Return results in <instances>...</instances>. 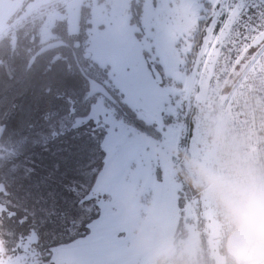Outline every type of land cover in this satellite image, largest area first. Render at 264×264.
<instances>
[{
    "label": "rangeland",
    "instance_id": "1",
    "mask_svg": "<svg viewBox=\"0 0 264 264\" xmlns=\"http://www.w3.org/2000/svg\"><path fill=\"white\" fill-rule=\"evenodd\" d=\"M133 2L136 3L135 0H61L59 3L51 0L47 4L52 6L46 8V4L45 9L38 8L27 17L21 15V21L0 36L11 35L10 40L14 41L16 34H26L30 26H37L43 38H56L52 30L58 20L60 25L65 19L66 29L73 35L78 33L80 22H84L85 37L79 44L81 50H75L76 55L82 57L79 62L86 74L95 79L89 81L103 85L106 90L105 94L95 93L87 113L75 121L77 126L85 124L84 130L90 136H74L71 142L64 140L31 157L34 164H41L42 181L38 190L44 201L51 192L53 197L58 192L52 188L51 180L63 183L68 179L84 187V192L78 191L77 197L82 202L77 205L94 211L97 207V217L87 224L84 234L66 243L45 245L40 251L47 258L41 262L33 248L36 236L32 232L23 238L8 239L7 233L0 228V264H6V260L9 264L12 260L15 264H133L124 247L125 232L106 203L107 193L101 196L94 191L106 165H115L117 180L130 174L142 179L149 194L155 193L165 210L178 219L181 215V221L185 216L201 219L202 208L191 203L189 194L180 193L165 156L172 146L187 145L194 135L195 125L189 112L193 110L191 90L199 87L196 81L206 77L211 82L217 60L228 56L230 62H237L247 54L246 49L258 44L264 36V24H260L264 12L260 10V3H257L260 9L252 5L250 12V0H142L138 4L144 7L139 18L134 19ZM203 3H209L211 9L217 3L219 7L202 13L201 17L199 12L209 9L204 8ZM84 4L88 10L83 8ZM81 8L88 13V23L81 20L84 16ZM221 13L227 16L220 25ZM250 15L258 27L243 23V27L249 26L252 31L244 35V40L236 39L232 30ZM206 16L211 18L202 37L203 43L189 67L190 41L192 43L198 20ZM20 25L22 32H17ZM110 93L114 102L107 99ZM119 104H127L138 119L159 130L160 137L141 134L116 109ZM97 161L100 166L96 165ZM36 171L27 172L24 189H33ZM16 173L15 167L9 181L12 198L28 199L27 192L20 188L15 178ZM0 189L4 191L3 186ZM8 197L0 196V203ZM13 210L0 204L5 218L11 217ZM1 219L0 215V223ZM204 235L210 249L214 241L207 233Z\"/></svg>",
    "mask_w": 264,
    "mask_h": 264
},
{
    "label": "clouds",
    "instance_id": "2",
    "mask_svg": "<svg viewBox=\"0 0 264 264\" xmlns=\"http://www.w3.org/2000/svg\"><path fill=\"white\" fill-rule=\"evenodd\" d=\"M257 43L238 62L217 60L211 82L196 81L194 135L165 156L180 189L202 208L203 227L166 211L135 174L117 180L115 165L102 170L94 191L107 193L133 264H264V36ZM202 233L214 241L210 249Z\"/></svg>",
    "mask_w": 264,
    "mask_h": 264
},
{
    "label": "trees",
    "instance_id": "3",
    "mask_svg": "<svg viewBox=\"0 0 264 264\" xmlns=\"http://www.w3.org/2000/svg\"><path fill=\"white\" fill-rule=\"evenodd\" d=\"M250 1L248 10L251 12L250 8L254 7L252 5L259 4L261 0ZM203 4L204 8L206 6L209 9L206 12L205 9L201 10L199 12L201 17L202 13H210L211 10L219 7L218 3L212 9L209 3ZM132 6L134 7L132 18H139L143 8L142 3L138 4L137 0L136 3H132ZM83 8L88 10L86 6ZM257 9H260L258 5ZM82 13L84 16L81 20L88 23V13L86 10ZM225 16L227 13L220 14L218 20L220 25ZM209 17L198 20L191 39L192 43L190 41V50L187 52L189 67L201 48ZM58 21L53 25L52 30L56 38L50 36L43 38L42 33L36 30L37 26H30L26 34H16L14 41L10 40L11 35L0 37V186L4 187V191L0 189V196H9L8 200L3 199L0 204L4 208L14 209L13 215L9 218H5L0 212L2 218L0 228L7 233L8 239L23 238L32 232L36 236L33 248L40 262L47 258L40 251L46 248L45 245L66 243L84 234L87 231V224L95 219L98 213L97 207L94 211L87 206L77 205L82 202V199L77 197L78 191L81 193L84 187L68 179L63 183L59 180H51L52 188L57 189L58 192L54 197L51 192L52 198L48 194V199L44 201L43 195L38 190L42 181L39 173L41 164H34L31 158L37 152L46 151L64 140L71 142L74 136H90L88 131L84 130L85 124L77 126L78 123L75 122L87 113L93 96L88 95V86L89 79L94 78L86 74L79 62L82 57L77 56L75 51L81 50L79 44L86 32L82 25L84 22H80L78 33L73 35L68 33L65 19L60 25ZM254 21L251 15L244 18L238 25L239 29L232 30L236 33V39L241 37L244 40V35L252 31L249 26L243 27V23L257 28L258 25H255ZM21 27L22 25L16 31L22 32ZM258 40L259 38L256 41ZM257 46L258 44L254 43L245 51L251 54L257 50ZM250 50L251 53H249ZM236 67H239L238 63ZM107 99L114 102L111 93L107 94ZM116 109L133 123L141 134L153 138L160 137L159 130L153 129L151 124L138 119L135 111L132 112L127 104H119ZM133 114L137 119H134ZM70 130L73 131L69 132ZM66 132L67 135H65ZM96 165L100 166V163L97 161ZM15 167L18 170L15 178L20 188L27 192L28 199L24 197L23 200H18L14 196L12 198L9 181L13 178ZM35 169H37V176L34 177L33 189H24L27 172ZM59 170L60 168H57V172ZM179 190L182 195L188 194L180 188ZM13 204L15 206L12 207ZM179 216L181 219V215ZM201 222H203L202 217ZM201 242L207 247L204 233L201 234Z\"/></svg>",
    "mask_w": 264,
    "mask_h": 264
},
{
    "label": "flooded vegetation",
    "instance_id": "4",
    "mask_svg": "<svg viewBox=\"0 0 264 264\" xmlns=\"http://www.w3.org/2000/svg\"><path fill=\"white\" fill-rule=\"evenodd\" d=\"M49 1H51V0H29V1L22 0L21 3L19 4L18 8L11 14L10 18H8L7 21L5 22L6 30H8L11 27H13L14 25L18 24L19 21H21V19L23 17V16L21 17V15H26V17H27L30 14H32L35 10H37L38 8L45 9V5L47 3H49ZM56 1H57V3H59L61 0H56ZM130 1H132V0H130ZM135 1H137V0H135ZM138 1L142 2L141 0H138ZM50 6H52V5L47 4L46 8L50 7ZM84 6H86V5L84 4ZM104 7L109 8V5L104 4Z\"/></svg>",
    "mask_w": 264,
    "mask_h": 264
},
{
    "label": "water",
    "instance_id": "5",
    "mask_svg": "<svg viewBox=\"0 0 264 264\" xmlns=\"http://www.w3.org/2000/svg\"><path fill=\"white\" fill-rule=\"evenodd\" d=\"M21 1L22 0H0V36L6 30L5 22L8 18H10L11 14L18 8ZM105 91L106 90H104L102 85L97 84L93 80L89 81L88 95H94L95 93L105 94Z\"/></svg>",
    "mask_w": 264,
    "mask_h": 264
},
{
    "label": "built area",
    "instance_id": "6",
    "mask_svg": "<svg viewBox=\"0 0 264 264\" xmlns=\"http://www.w3.org/2000/svg\"><path fill=\"white\" fill-rule=\"evenodd\" d=\"M260 4H261V10L264 12V0H261V2H260ZM260 24H264V20H262L261 22H260ZM241 40H242V38H240Z\"/></svg>",
    "mask_w": 264,
    "mask_h": 264
},
{
    "label": "bare ground",
    "instance_id": "7",
    "mask_svg": "<svg viewBox=\"0 0 264 264\" xmlns=\"http://www.w3.org/2000/svg\"><path fill=\"white\" fill-rule=\"evenodd\" d=\"M103 86V85H102Z\"/></svg>",
    "mask_w": 264,
    "mask_h": 264
}]
</instances>
